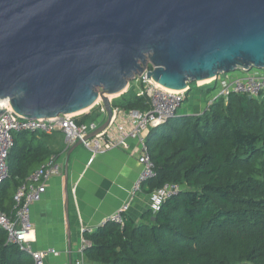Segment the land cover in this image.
Segmentation results:
<instances>
[{
	"label": "water",
	"instance_id": "1",
	"mask_svg": "<svg viewBox=\"0 0 264 264\" xmlns=\"http://www.w3.org/2000/svg\"><path fill=\"white\" fill-rule=\"evenodd\" d=\"M252 69L264 70V0H0V105L46 120L100 96L107 115L87 139L112 117L107 96L145 71L181 91Z\"/></svg>",
	"mask_w": 264,
	"mask_h": 264
},
{
	"label": "trees",
	"instance_id": "2",
	"mask_svg": "<svg viewBox=\"0 0 264 264\" xmlns=\"http://www.w3.org/2000/svg\"><path fill=\"white\" fill-rule=\"evenodd\" d=\"M216 86L194 85L206 101L201 114L175 116L147 131L156 176L142 192L151 196L165 184L179 192L137 220L125 214L122 228L109 223L85 232L82 264H264V95L232 93L208 105ZM111 106L149 109L148 98L132 86ZM89 114L76 123H103L100 113ZM23 135H13L8 178L0 184V212L6 214L19 185L53 155L43 142L20 144ZM0 264H34L1 229Z\"/></svg>",
	"mask_w": 264,
	"mask_h": 264
},
{
	"label": "built area",
	"instance_id": "3",
	"mask_svg": "<svg viewBox=\"0 0 264 264\" xmlns=\"http://www.w3.org/2000/svg\"><path fill=\"white\" fill-rule=\"evenodd\" d=\"M252 70L244 72L246 74L242 76L227 74L225 77H231L228 80H220L218 77L211 79L213 82L219 81V85H217L215 97L209 101L208 105L217 97L227 98L232 93L246 95L250 98L264 95V74L253 73L251 72ZM135 81H140L141 88L137 91V94L148 98L149 109L145 112H139L112 108V117L106 128L89 139L86 137L101 124L90 122L79 125L75 121L79 114L60 115L46 120H28L16 115L8 103H2L0 105L3 110V113L0 114V184L8 178L7 158L13 146L14 134L43 133L51 135L59 131L64 135L68 146L80 142L81 146L92 156L111 148L127 147V139L132 138L138 142L140 147L138 163L141 166V170L131 188L129 194L131 200L141 191L144 183L156 176L146 145L147 131L173 119L184 102L186 92L189 90V85L181 91L162 88L146 77V71L137 77ZM211 81L209 80L208 82L211 83ZM195 85L196 87H201L203 83L198 82ZM92 108H98V113L103 116V120L105 119L107 113L103 105H99V101ZM59 172L60 164L57 156L51 155L16 189L9 214L0 212V229L6 234L7 243L17 245L20 250L29 254L34 264H43L45 258L49 255H57L52 249L33 251L29 235L32 232L30 206L40 200L45 192L46 182L50 178L59 175ZM178 192L179 186L172 184H165L159 190L154 191L151 194L152 211L155 212L164 200L176 195ZM128 210L129 203L126 202L107 217L99 227L112 223L122 228L123 218ZM84 231L91 233L93 230ZM87 245L88 242L83 239L80 247L81 253Z\"/></svg>",
	"mask_w": 264,
	"mask_h": 264
},
{
	"label": "crops",
	"instance_id": "4",
	"mask_svg": "<svg viewBox=\"0 0 264 264\" xmlns=\"http://www.w3.org/2000/svg\"><path fill=\"white\" fill-rule=\"evenodd\" d=\"M245 74L240 72L241 76ZM200 99L186 109L187 115L181 116L201 114L206 101ZM94 111L83 112L76 119L87 114L94 118V113L99 114L98 109ZM97 118L99 121L100 117ZM24 142L32 148L43 142L60 164L59 175L46 182L40 200L30 206L32 250L52 249L57 253L46 257L43 264H82L80 247L84 230L97 229L126 202L129 203L126 214L134 220L152 210L151 196L142 190L131 200L129 197L141 170L140 147L135 139H127V147L111 148L94 156L81 145L75 146L77 143L68 146L59 131L51 135L26 133L19 139L20 144Z\"/></svg>",
	"mask_w": 264,
	"mask_h": 264
},
{
	"label": "rangeland",
	"instance_id": "5",
	"mask_svg": "<svg viewBox=\"0 0 264 264\" xmlns=\"http://www.w3.org/2000/svg\"><path fill=\"white\" fill-rule=\"evenodd\" d=\"M240 72L241 71H237V72H235V73H232L231 74V76H241L240 75ZM251 72H253V73H261V74H264V70H261V71H258V70H252ZM227 74H220L219 76H218V78L221 80V79H225V80H228V79H230L231 77H225ZM229 76V75H228ZM136 80V79H135ZM132 81V82H130L129 83V85H128V87H127V90L132 86L133 87V89H135V91L137 92L140 88H141V83H140V81ZM139 80V79H138ZM211 81V80H210ZM206 83H208V84H206ZM206 83H203V85H211L212 83H213V81H211V83H209V82H206ZM219 83V81H217L216 82V84L217 85H219L218 84ZM194 85H195V82H192V83H190L189 84V89H192L191 90V92H189V94L187 95V97H185L184 98V100H185V102H183V104H182V106L177 110V113H176V116H181V114L182 115H184L183 113H185V115H187V111H186V109L189 107V106H191L193 103H196V101H199V100H201L200 98H203L202 97V93H199V91L198 90H196L195 89V87H194ZM217 87V86H216ZM216 93H217V91H216ZM216 93H213V95H216ZM121 95V94H120ZM119 95V96H120ZM119 96H111L110 98L111 99H109V101H110V103L112 102V100L113 99H115V98H117V97H119ZM214 97V96H213ZM102 104V101L100 100V102H99V105H101ZM95 109H98V108H95Z\"/></svg>",
	"mask_w": 264,
	"mask_h": 264
},
{
	"label": "bare ground",
	"instance_id": "6",
	"mask_svg": "<svg viewBox=\"0 0 264 264\" xmlns=\"http://www.w3.org/2000/svg\"><path fill=\"white\" fill-rule=\"evenodd\" d=\"M209 80H210V79L205 80V81H203V82H201V83H206V82H208ZM127 87H128V85H127L126 88L123 89L120 93H118V94H116V95H114V96H118V95H120L121 93H124V92L126 91ZM199 88H200V87H199ZM121 95H122V94H121ZM110 97H111V96H107V99H108V100L111 99ZM100 100H101V97L98 96L97 99H96V101H95V103L98 102V101L100 102Z\"/></svg>",
	"mask_w": 264,
	"mask_h": 264
}]
</instances>
